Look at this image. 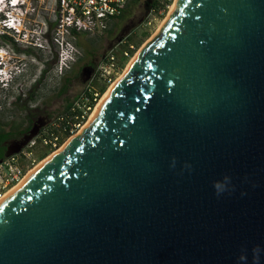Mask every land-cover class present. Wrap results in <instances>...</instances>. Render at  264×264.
Wrapping results in <instances>:
<instances>
[{
    "label": "water",
    "instance_id": "water-1",
    "mask_svg": "<svg viewBox=\"0 0 264 264\" xmlns=\"http://www.w3.org/2000/svg\"><path fill=\"white\" fill-rule=\"evenodd\" d=\"M0 264H264V0H177L0 201Z\"/></svg>",
    "mask_w": 264,
    "mask_h": 264
},
{
    "label": "built area",
    "instance_id": "built-area-1",
    "mask_svg": "<svg viewBox=\"0 0 264 264\" xmlns=\"http://www.w3.org/2000/svg\"><path fill=\"white\" fill-rule=\"evenodd\" d=\"M0 1H4L2 6L6 11V16L0 19V31L7 32L18 42L24 41L26 45H33L38 49L45 50L52 45L58 47L61 72L71 69L74 61L77 62L81 58L82 53L76 43L78 36L84 33L90 37L104 36L133 2V0ZM176 1L152 0L150 22L155 16L169 13ZM124 42L120 41L103 57L96 72L100 80L112 81L119 74L122 67L121 58L130 56V49L120 48ZM5 53L7 51L4 45H1L0 55ZM98 95L99 92L91 80L87 88L69 104L67 112L44 128L41 136L30 139L20 152L5 157L0 162V200L24 179L29 161L40 144L57 147L64 136H73L85 126V121L96 105Z\"/></svg>",
    "mask_w": 264,
    "mask_h": 264
},
{
    "label": "rangeland",
    "instance_id": "rangeland-1",
    "mask_svg": "<svg viewBox=\"0 0 264 264\" xmlns=\"http://www.w3.org/2000/svg\"><path fill=\"white\" fill-rule=\"evenodd\" d=\"M149 11L146 0H133L125 14L116 19L113 27L104 36L90 37L85 33L78 36L76 43L81 50V58L71 69L63 72L58 63L60 49L54 45L45 50L41 49L37 56L27 53L18 54L11 43L8 45L0 43L7 51L5 58L11 55L20 59L19 68L22 72L12 91L0 95V130L10 132L13 139L16 138L14 141L16 143L27 139L32 131L36 132L32 138L41 136L43 129L58 116L66 113L68 105L87 88L92 80L99 95L95 107L90 112L91 116L112 83L124 74L138 51L152 39L168 16V13L164 16H155L150 22ZM5 36L14 39L7 32L0 31V40ZM120 41H125L120 48L130 49V56L121 58L122 67L119 74L112 81L100 80L98 74H92L85 80L86 78L84 79L82 75L83 68L87 66L98 68L103 57ZM11 42L26 50L33 48V45H26L24 41L18 42L14 39ZM66 78H68L67 81ZM90 116L85 121V125L90 120ZM41 118L46 120L45 125L38 129L32 127L33 122ZM70 137L64 136L57 147L40 144L29 161L26 174L59 150Z\"/></svg>",
    "mask_w": 264,
    "mask_h": 264
},
{
    "label": "clouds",
    "instance_id": "clouds-1",
    "mask_svg": "<svg viewBox=\"0 0 264 264\" xmlns=\"http://www.w3.org/2000/svg\"><path fill=\"white\" fill-rule=\"evenodd\" d=\"M2 4H4V1H0V19L6 16V11ZM19 65V58L11 57V55L5 58L4 55H0V95L10 93L20 79L22 72Z\"/></svg>",
    "mask_w": 264,
    "mask_h": 264
},
{
    "label": "flooded vegetation",
    "instance_id": "flooded-vegetation-1",
    "mask_svg": "<svg viewBox=\"0 0 264 264\" xmlns=\"http://www.w3.org/2000/svg\"><path fill=\"white\" fill-rule=\"evenodd\" d=\"M12 40H14V39H11V38L5 36V37L1 38L0 43H4V44H7V45L9 43H11L18 54L27 53L28 55H37V56L39 55V51L41 49L33 47V48H29L28 50H26V49H23V47L18 46V44H14L13 42H11ZM0 46H1V44H0ZM84 68H86L85 71H84ZM84 68H83V72L84 73L82 74L84 76V79L89 74H96V72H97V67H95V66H87V67H84ZM67 80H68V78H66V81ZM45 123H46V120H44V118H41V119H38V120L34 121L32 127L38 129L42 125H45ZM12 136L13 135L11 134L10 138L5 142V146L4 147H5V151L6 152H7L9 146L12 147L16 143V142H14L16 138L13 139Z\"/></svg>",
    "mask_w": 264,
    "mask_h": 264
},
{
    "label": "bare ground",
    "instance_id": "bare-ground-1",
    "mask_svg": "<svg viewBox=\"0 0 264 264\" xmlns=\"http://www.w3.org/2000/svg\"><path fill=\"white\" fill-rule=\"evenodd\" d=\"M175 5H176V2H175V4H174V6L172 7V9L170 10V12L168 13V16H167V18H166V20L168 19V17L170 16V14H171V12L173 11V9H174V7H175ZM166 20H164L163 21V23H161L162 25H160V28L163 26V24H164V22L166 21ZM160 30V29H159ZM138 54V53H137ZM136 54V55H137ZM135 55V56H136ZM135 58V57H134ZM134 58L132 59V61L134 60ZM132 61L130 62V64L128 65V67H127V69L129 68V66L131 65V63H132ZM127 69H126V71H127ZM125 71V72H126ZM122 75H120L119 77H118V79L114 82V83H112V85L109 87V89H108V91L103 95V97H102V99L99 101V103L97 104V106H96V108H95V110L93 111V113L91 114V116H90V120L88 121V123L84 126V128H86L88 125H89V123L91 122V120L93 119V117L95 116V114H96V112L98 111V109L100 108V106H101V104L104 102V100L106 99V97L108 96V94L110 93V91L112 90V88L114 87V85L116 84V82L120 79V77H121ZM52 156V155H51ZM50 156V157H51ZM47 160V159H46ZM43 162H45V161H43ZM42 162V163H43ZM42 163H39L38 165H36L28 174H26V176L24 177V179L17 185V186H15L13 189H11L9 192H8V194L7 195H9L11 192H13L15 189H17L26 179H27V177L32 173V172H34ZM6 195V196H7ZM5 196V197H6ZM4 197V198H5ZM2 200V199H1ZM0 200V201H1Z\"/></svg>",
    "mask_w": 264,
    "mask_h": 264
},
{
    "label": "trees",
    "instance_id": "trees-1",
    "mask_svg": "<svg viewBox=\"0 0 264 264\" xmlns=\"http://www.w3.org/2000/svg\"><path fill=\"white\" fill-rule=\"evenodd\" d=\"M69 106V105H68ZM11 133L0 130V160L6 157L5 142L10 138Z\"/></svg>",
    "mask_w": 264,
    "mask_h": 264
}]
</instances>
